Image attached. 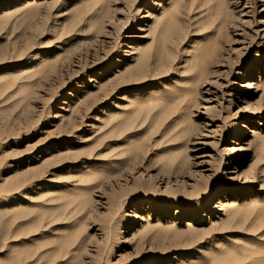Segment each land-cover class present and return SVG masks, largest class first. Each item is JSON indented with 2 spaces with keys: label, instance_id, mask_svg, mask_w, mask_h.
<instances>
[{
  "label": "rangeland",
  "instance_id": "obj_1",
  "mask_svg": "<svg viewBox=\"0 0 264 264\" xmlns=\"http://www.w3.org/2000/svg\"><path fill=\"white\" fill-rule=\"evenodd\" d=\"M173 1L0 0V264H264V0ZM173 5L169 71L150 54L129 75ZM122 135L143 160L125 182Z\"/></svg>",
  "mask_w": 264,
  "mask_h": 264
},
{
  "label": "bare ground",
  "instance_id": "obj_2",
  "mask_svg": "<svg viewBox=\"0 0 264 264\" xmlns=\"http://www.w3.org/2000/svg\"><path fill=\"white\" fill-rule=\"evenodd\" d=\"M182 3H183V0H174L173 1V4L174 5H177V7L179 6L180 8H183V6H181ZM221 4L222 3L219 2L216 5V8H215L214 13L216 14L215 16H217V18L212 20V21L218 20V25H222V23L225 22V20H226V18L220 19V17L218 16V14L220 13V10H221ZM174 5H173L172 8L170 7L167 10H163L162 13H161V16L157 19V21H159V22H157L158 24L156 25V35L153 34L151 36V43H152L150 45V46H152L151 47V49H152V52L151 53L148 52V49H140L138 47H136V48L131 47L132 49H135L136 51H139V55L137 57V60H135V65L132 66V68H127L125 70V72L128 71V74L129 75H132L131 73H134V71L136 69H139V66L140 65H143L142 61L145 62L146 59L150 56V54L152 55V58H154L153 61H155V62H158L159 60H162L163 61V64H166L168 62L167 60H165L166 56L163 55L164 54L163 51H167L168 50V47H167V44L166 43H167L168 39H170V40L172 39L171 38V35L174 32V29L176 28L174 22L173 23H171V22H172V20L173 21H177V15L180 14V12H181V10L179 8L178 9H177V7L174 8ZM195 8H198V7H195ZM263 22H264V20L261 19V22H259V24H262ZM196 23H197V28H196L197 31H202V30L209 29V27L206 26L207 25V20H205L203 18H200V19L198 18L196 20ZM209 31H210L209 33L208 32H206V33H208V34H214L216 36V28H213V29H211ZM185 35H186L185 33L178 34L177 37H176V43H180L184 39ZM122 44L123 45H126L123 42H121V45ZM213 53H214V50L209 51V55L210 56L213 55ZM207 54H208V51L203 50L202 48L201 49L199 48V50L195 49L193 51L192 62L190 63L189 68H190V71H191V74H192V78L194 80H195L196 77L202 75V70H203V66H204V58L206 57ZM215 54H216V51H215ZM256 55H257V53L255 52V55L254 56H256ZM166 65H163V67H161L160 69H157V71L159 73H166L170 69L169 68V66H170L169 63H167ZM250 72H251V75H254L253 68L251 69ZM121 73H123V72H121ZM129 75L126 76V77L129 78ZM188 78H189V76H188ZM262 89L264 90V87ZM192 106H195V103H191L190 107H192ZM58 108L59 109H63V110L66 109L63 106H58ZM57 113L58 112H53V114H52L53 116H51V118H57V117H59L60 119L61 118L63 119V115L60 116ZM74 115H75V112L73 113V111L69 114V118L65 122V125L66 126L69 125V123H72V121L74 120V118H76V116L74 117ZM112 120H113V117H112ZM126 122L127 121H123L122 123L121 122H117L115 124H112L111 125L112 126V129H114V128L118 127V126H121V125H125ZM235 128H236L235 126H232L231 127L232 130H234ZM240 128H241V132L239 133V135H240L239 138L243 137L242 134H244L246 131H248V134L251 131L250 125H247V123H243ZM126 137H127V135H122L120 138H115L114 140H112L110 142V146L113 145V148L111 149L112 156H116L117 157L115 159L112 158V160H111V162H113V163H115L117 165V167L112 170V175L116 179L122 178L124 180V182L127 180V176H128V175H125L124 172L126 170L127 171L128 170L132 171V169L137 168V167H135L137 164H142L143 163V160H139L137 162L136 157H133L132 156L134 154L131 153L132 152L131 149H126L125 148V145L128 146V144L130 142L128 140H125ZM117 144H122V145H124V147L123 148L116 149L115 148V145H117ZM98 145H99V147H98L99 150H102L104 148V145L105 144L104 145L98 144ZM123 154H126V155L125 156H122ZM89 156H90V154H89ZM156 163L153 162L152 165L154 166V164L156 165ZM152 165H148V166L150 167ZM164 166L165 165L160 164L159 167L157 166L158 167V170L161 171L162 170V167H164ZM93 171L94 170L89 171L88 174H92ZM239 174H241V173H239ZM243 176L246 177L245 174H243L241 179H243ZM245 180L247 182V183H245V185H248V183H252V179H250V178H247ZM150 193H154V192L151 191V190H149L147 187L144 186V187H142V189L140 191H138V192H132V193H129L128 195H125V196H132L131 198H134L135 196H139L140 197L142 195H145L146 198H149L150 200H152L149 197L150 196ZM203 193L204 192H198L196 194V196L203 197V196H205V194H203ZM238 193H242V190L240 188L239 189H235V190H231V191L225 192V193H219L218 200H214V202L212 204H214L215 202L219 203V206H218L219 212L220 211H226L227 214H228L231 211V208H228L229 206H227L226 204L224 205L222 203V201H229L231 199V197L237 195ZM155 194L158 195V196H162V197L168 196L169 198H173L172 196L170 197V195L165 194V193H155ZM222 196H223V198H222ZM122 197H124V195H121V196H118L117 198H115L113 204H116L117 205L120 202V200H121ZM131 198H129V199H131ZM216 198L217 197H215V199ZM211 200H212L211 196H207L205 198L204 202H205L206 205H210ZM160 203H165V202L164 201H160ZM162 211H165L164 208L162 209ZM152 261H154V260H152Z\"/></svg>",
  "mask_w": 264,
  "mask_h": 264
}]
</instances>
